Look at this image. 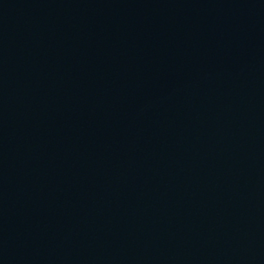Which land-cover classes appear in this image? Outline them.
<instances>
[{"label":"water","instance_id":"95a60500","mask_svg":"<svg viewBox=\"0 0 264 264\" xmlns=\"http://www.w3.org/2000/svg\"><path fill=\"white\" fill-rule=\"evenodd\" d=\"M0 264H264V0H0Z\"/></svg>","mask_w":264,"mask_h":264}]
</instances>
